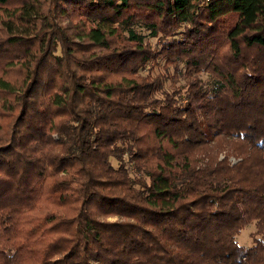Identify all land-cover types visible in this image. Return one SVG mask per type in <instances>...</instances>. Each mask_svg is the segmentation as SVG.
I'll return each mask as SVG.
<instances>
[{
	"label": "trees",
	"instance_id": "trees-1",
	"mask_svg": "<svg viewBox=\"0 0 264 264\" xmlns=\"http://www.w3.org/2000/svg\"><path fill=\"white\" fill-rule=\"evenodd\" d=\"M0 264H264V0H0Z\"/></svg>",
	"mask_w": 264,
	"mask_h": 264
},
{
	"label": "rangeland",
	"instance_id": "rangeland-1",
	"mask_svg": "<svg viewBox=\"0 0 264 264\" xmlns=\"http://www.w3.org/2000/svg\"><path fill=\"white\" fill-rule=\"evenodd\" d=\"M69 24L68 22L64 21L63 22V27H67ZM73 27H74V31H80V27H79V23L78 20H76L75 22L73 21L72 23ZM144 36L148 37V32H145L142 28L138 27L137 28ZM146 41L148 42V44L152 47L151 49H157L158 48V44L159 41L155 38H147ZM221 46L225 49V47L221 44L220 46H217L218 48L221 49ZM255 52V51H254ZM146 71H142L140 73H138V75L141 76H146L145 74ZM148 72H150L149 74L151 75V78H156V79H164V84H163V91L162 93H164V95L166 94H171L174 91H178L181 90L183 87L186 86V79H188L187 75L183 74L184 69L182 68L181 65H179V67L177 68V70H175L173 67H167L165 66V62L163 60H157L156 62H154L153 64H151L150 68L148 69ZM148 76V74H147ZM196 78H200L203 80L204 84L206 86L210 85L213 77H211L209 74L206 73H201L199 76H195ZM157 99H163V94H158L157 95ZM224 156H222L223 158ZM230 161L235 164L238 162L237 159H235L234 157H232L230 159ZM255 231V227L253 224L249 225L248 227H246L241 235L239 236V243L242 246L245 247H250L253 245V238H252V234Z\"/></svg>",
	"mask_w": 264,
	"mask_h": 264
}]
</instances>
